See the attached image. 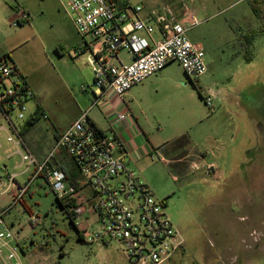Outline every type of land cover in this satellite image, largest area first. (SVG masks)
Here are the masks:
<instances>
[{
	"label": "rangeland",
	"instance_id": "obj_1",
	"mask_svg": "<svg viewBox=\"0 0 264 264\" xmlns=\"http://www.w3.org/2000/svg\"><path fill=\"white\" fill-rule=\"evenodd\" d=\"M142 1L146 8L166 4L178 14L183 8L194 13L199 24L189 38L203 46L208 72L190 80L172 62L128 91L114 110L131 112L154 146L183 135L191 140L179 162L169 160L180 165L176 176L157 152L154 160L144 156L129 169L165 202L183 233L181 264H264V0ZM255 2L261 16L253 11ZM24 12L27 21H21ZM82 43L60 0H0V57L9 55L34 93L24 118L17 109L11 120L21 128L37 105L43 108L40 127L24 137V146L0 116V209H7L4 220L25 264H132L115 241H80L78 229L85 227L73 223L69 207L59 204L42 176L32 181L22 203L11 206L12 184L23 186L32 178V139L41 138L46 149L52 134L100 94L88 56L71 53ZM121 56L128 60L126 52ZM210 93L213 108L205 102ZM104 103L89 116L106 127L110 107ZM85 195L80 192L78 202ZM0 264L12 262L4 257Z\"/></svg>",
	"mask_w": 264,
	"mask_h": 264
},
{
	"label": "built area",
	"instance_id": "obj_2",
	"mask_svg": "<svg viewBox=\"0 0 264 264\" xmlns=\"http://www.w3.org/2000/svg\"><path fill=\"white\" fill-rule=\"evenodd\" d=\"M60 1L73 17L83 39L73 56H88L100 94L95 96L90 108L60 134L55 148L46 158L37 161L30 155V163L34 166L32 178L23 186L12 184L11 206L22 203L32 181L42 176L56 196L68 205L77 227L86 218H97L95 226L81 231L84 242L115 241L132 264H176L178 252L185 244L183 233L167 215L165 202L156 198L151 187L128 169V141L122 142L118 133L101 131L89 112L110 95L123 99L134 86L172 62L179 63L190 80L204 76L208 72L205 50L189 38V32L199 21L191 10L183 8L178 14L166 4L146 8L142 0ZM20 17L21 21H27L25 12ZM122 52L127 53L129 61L122 58ZM33 96L17 66L8 59L0 60L1 115L19 137L18 145L24 144L21 128L13 123L11 115L19 109V118H24L23 111ZM213 98L212 93L205 97L209 108H213ZM130 118L129 111L116 114V121L120 123ZM8 141L15 140L9 136ZM60 148L73 159L85 186L90 189L87 201L78 202L80 190L67 184L66 173L54 163ZM156 152L150 153L153 160ZM160 155L163 162H167ZM6 212L7 209H0V261L6 257L12 264H25L20 257L23 251L4 220ZM31 223L38 224L33 214ZM4 253H8L7 256Z\"/></svg>",
	"mask_w": 264,
	"mask_h": 264
},
{
	"label": "crops",
	"instance_id": "obj_3",
	"mask_svg": "<svg viewBox=\"0 0 264 264\" xmlns=\"http://www.w3.org/2000/svg\"><path fill=\"white\" fill-rule=\"evenodd\" d=\"M76 49L77 48L71 50L72 55ZM127 61H129V60H127ZM28 84H29V82H28ZM29 86H30V84H29ZM30 88H31V86H30ZM124 101H125L124 98L119 99L118 97H116L114 95H110L109 98L104 99V102H105L104 106L110 107V109L107 111V113L105 115L108 118V124L106 127L98 124L92 118H91V120L101 131L106 132L108 134H112V135H116L118 133L120 135L119 139L122 142L125 143L128 141V148L130 151V160L128 162L127 167L129 169V165L133 164L134 162H138L139 159L143 158L144 156H150L151 151L155 150L158 153H160L161 152L160 148L164 145H167L168 143H170L172 141L163 143L162 145H160L158 147L154 146V144L151 141V138L148 136L149 134H147V132L143 128H141V126L137 122V118H135V116L133 114H132V118H130L128 121H124L122 123L117 122L116 121L117 120L116 114L119 112H124V111L115 112L114 109H120L121 106L123 105L122 103ZM39 106L41 107V105H39ZM96 106H98V104ZM37 107H38V105H37ZM92 108L90 109V111L92 110ZM41 110L43 112L42 107H41ZM81 114H82V112L77 116V118ZM41 115L42 114H40V116ZM73 122L69 123L63 130L56 131L54 134H52L51 142L46 149L42 145V139L41 138L32 139V141H31V144H33L32 152L27 149L29 151L30 155H32V157H34L37 161H42L44 158H46L55 148L60 134L62 132H64ZM39 127H40V125H39V120H38L37 123L35 124V126L26 134V136H28L32 131H34L35 129H37ZM26 136H25V138H26ZM23 142H24V144H23V146H24L25 145L24 138H23ZM54 163L66 173L67 184L72 185L71 184V178L73 176L78 175V177H80V182H82V185H83L82 188L80 189V192H82V193L85 192V194H86L85 196H87V198L84 199V201H87L91 196V191L88 187L85 186L84 179L81 176L76 164L74 163L73 159L67 154V152L64 149L60 148L59 150H57V152L55 154ZM165 164H166V162H165ZM129 170L136 173L135 171H133L131 169H129ZM86 188H87V192H86ZM95 222H96L95 217L92 216L89 219L86 218V220L81 222L80 226H84L85 228H91V227L95 226L94 225ZM80 226H78V227H80ZM79 231H81V230H79ZM105 244H107V243H105ZM180 259L181 258H179V256H178V260H180Z\"/></svg>",
	"mask_w": 264,
	"mask_h": 264
},
{
	"label": "trees",
	"instance_id": "obj_4",
	"mask_svg": "<svg viewBox=\"0 0 264 264\" xmlns=\"http://www.w3.org/2000/svg\"><path fill=\"white\" fill-rule=\"evenodd\" d=\"M257 3H253L252 7H253V11L255 14L261 16L262 15V9L260 7H257L256 5ZM9 55H4L2 57H0V60H5L8 59ZM201 94V93H200ZM202 98V95H200ZM40 114H43L41 107L38 105L37 110L35 112V114L21 127V136L22 138H24L26 136V134L35 126V124L37 123V121L40 119ZM0 116L1 115V108H0ZM191 146V140L187 135H183L182 137H179L175 140H173L172 142L168 143L167 145H164L160 148V153L167 159L166 165L168 167L169 172L173 175L176 176V174H180L178 172V169H180V165H176L177 163H170V161H174V162H179L181 160V155L185 152V150ZM183 171H185V167L182 166ZM71 184L77 189L80 190L82 188V182H80V177H78V175H75L71 178ZM57 200L59 202V204L63 207V208H68V205L63 203L62 200H60L57 197ZM69 217H70V213H69ZM70 219L73 221V219L70 217ZM74 223V222H73ZM78 239L80 241H83V237H82V233L81 231L78 230ZM175 263L176 264H181L183 263L182 259L180 260H176L175 259Z\"/></svg>",
	"mask_w": 264,
	"mask_h": 264
}]
</instances>
